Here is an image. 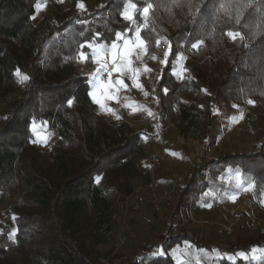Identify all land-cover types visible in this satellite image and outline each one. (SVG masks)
I'll return each mask as SVG.
<instances>
[{
    "label": "trees",
    "instance_id": "16d2710c",
    "mask_svg": "<svg viewBox=\"0 0 264 264\" xmlns=\"http://www.w3.org/2000/svg\"><path fill=\"white\" fill-rule=\"evenodd\" d=\"M89 1L69 0L35 23L45 0H0V96L9 100L21 90L0 123V195L11 201L16 229L10 238L12 229L0 222V264H105L100 259L109 257L101 248L113 237L115 207L135 187L151 135L124 117L106 118L90 95L98 69L91 76L82 68L81 53L93 66L88 45H120L117 33L131 35L143 24L146 4L153 6L140 32L147 55L157 39L172 44L156 82L161 119H172L184 136L201 124L209 137L217 104L229 110L249 100L264 105V0H93L88 7ZM125 10L133 21L124 19ZM227 32L239 36L233 41ZM200 39L203 45L192 49ZM184 54L186 72L176 59ZM21 67L27 68L24 87L16 73ZM260 119L264 123V113ZM43 123L56 133L48 171L26 156V149H35L31 128ZM258 138L251 151L226 152L195 166L166 226L182 207L215 201L237 173L264 191V133ZM165 233L161 244L140 246L133 261L120 264H201L178 262L171 252L178 241ZM198 254L209 264H264V241Z\"/></svg>",
    "mask_w": 264,
    "mask_h": 264
},
{
    "label": "rangeland",
    "instance_id": "374dc122",
    "mask_svg": "<svg viewBox=\"0 0 264 264\" xmlns=\"http://www.w3.org/2000/svg\"><path fill=\"white\" fill-rule=\"evenodd\" d=\"M95 4L93 0H90L88 7H94ZM68 5L69 0H45V3L38 7L33 21L36 23L44 17L51 18L52 7H67ZM135 32L136 30L131 35L124 36L128 43L125 44V40H122L123 47L117 52L122 64L127 63V67L124 69L128 77H130L132 69L140 70L137 74V83L142 85L143 89L136 87L126 90L122 86V97L130 107L135 106L138 101H157L158 117L153 118V107L148 104H145L141 116L126 117L122 108L115 105L117 91L110 85L112 90L107 92V100L101 102L100 108L110 122H116L124 117L134 123L136 127L148 131L151 137L157 130L158 125V127L165 130L166 140L164 144H152L151 137L147 140L149 145L148 158L139 167L136 185L133 190L123 194L115 207L113 237L108 244L101 248L103 252H109L110 255L108 258H101L100 261L105 264L129 263L135 259L136 253L141 250L140 246L148 248L147 246L153 243L161 244L166 237L165 235H168L165 233L167 230L178 241L171 252L180 263L190 260L201 264H209L207 260H204L205 258L200 257L199 250L215 253L222 244L240 247L248 243L264 241V191H260L254 183L242 182L236 175L226 179L229 189H223L221 190L223 191L222 194H220V191L216 194V206L213 205L215 201L210 202L206 207L204 205L197 207L195 202L192 205H186L176 214L172 223L166 226V217L172 213V207L176 205L175 199L178 198L181 187L187 181L189 172L195 166L215 160L226 152L251 151L255 148L259 140L258 137L261 133H264V123L260 119L264 113V105L251 100L254 103H248L245 106L233 105L232 110H229L221 104H217V111L213 115V129L210 134L213 138L204 136L205 128L201 124L190 135L184 136L179 132L176 123L172 119L160 118V99L156 92V82L165 65L161 61L164 60V54L169 51L168 44L165 45L161 41L159 46L156 45V50L152 55L144 54L142 49L133 47L132 41L135 40ZM126 52L128 53L127 57L125 56ZM134 53H140L139 57ZM152 57H155V59ZM184 58H186L185 54ZM102 61L100 62L102 63ZM129 61L130 63H128ZM101 63L96 62L93 66H89L82 59L80 66L93 76L98 69L97 64L101 65ZM145 69H150V71ZM26 70V67L17 70L20 74L17 76L23 87L27 81H23ZM117 74L120 80L123 81L121 75L118 72ZM94 79L98 81L96 77ZM20 96L21 90L16 91L9 100L0 96V123L7 119L9 107L18 101ZM129 99L131 100L130 103L128 102ZM149 112L151 115H149ZM31 129L33 137H35V149H26V156H30L39 169L48 171L52 168V165L48 162L46 156L56 138V133L46 123L41 126H33ZM156 153H162L157 178L162 181H169L174 190L173 200L163 203L161 212L158 213L153 210L151 202L160 200L161 193L144 194L142 192L150 178L148 160ZM178 177H183V181L176 183L175 180ZM248 184H252L254 187L251 190H244ZM132 193H140L146 202L127 201V197ZM233 196L235 197L234 200L232 199ZM129 202L138 205L132 207L128 204ZM10 203V200L0 195V222L9 225L13 233L16 229L13 216L9 211ZM204 207L205 209H201ZM124 222L128 225V230L125 228ZM256 252V250L253 251V257H256Z\"/></svg>",
    "mask_w": 264,
    "mask_h": 264
},
{
    "label": "built area",
    "instance_id": "2783aa9c",
    "mask_svg": "<svg viewBox=\"0 0 264 264\" xmlns=\"http://www.w3.org/2000/svg\"><path fill=\"white\" fill-rule=\"evenodd\" d=\"M103 61L108 62L109 64L112 61L111 54L106 52L103 56ZM101 83L104 85H110L113 86L117 91V101L115 102L116 106H119L122 108L124 114L128 118H134L141 116L144 111L145 104L152 105L153 107V118L156 119L157 116V109H158V103L155 100H151L149 102L147 101H138L134 107H130L126 104V102L123 100L122 94H123V87L119 84L120 77L117 74V71H112L111 76L109 77L107 73H105L102 77H100ZM166 140V132L165 130L161 129L157 125V130L154 132L153 136L151 137L150 141L154 144H164ZM164 154V153H163ZM161 159H162V153H156L153 157H151L148 160V173H149V180L147 184L145 185L143 189V193H161L160 200H154L151 202L152 208L155 212H161V206L163 203H167L168 201L173 200V186L169 181H162L157 178V170L159 169L161 165ZM183 177H178L175 182H182ZM222 194L223 191H220ZM127 201L130 200H137L138 202L145 203L144 197L140 193H132L130 194L127 199ZM217 205V202L213 203V205ZM125 223V222H124ZM125 228L128 230L129 227L125 223Z\"/></svg>",
    "mask_w": 264,
    "mask_h": 264
},
{
    "label": "snow or ice",
    "instance_id": "6c2138e0",
    "mask_svg": "<svg viewBox=\"0 0 264 264\" xmlns=\"http://www.w3.org/2000/svg\"><path fill=\"white\" fill-rule=\"evenodd\" d=\"M80 7L83 8V5L81 4ZM132 7L134 8L135 5H132ZM151 8H152V5L150 3L146 4V6H144L142 8L141 15L145 18L144 23L137 26L136 32H135V40L132 41L133 47L142 49L144 54H147L148 41H146L143 37H141L140 32L142 31L143 27H145L148 23V17H149V12H150ZM122 15H123L124 19H126V20H129V21L134 20V17L129 13L128 10H125V12L122 13ZM226 35L229 38H231L233 41H235L238 38L239 33L227 32ZM116 39L117 40H125V44L128 43V40L123 35H121L119 33H117ZM164 42L168 44L169 51L164 54V60L161 61V63L167 64L168 63V55L172 51V44H171V41H167L166 39H164ZM155 43L157 46H159V44L161 43V39H157L155 41ZM203 43H204L203 39H200V40H197V41L191 43L190 47L192 49L199 50V48L203 45ZM88 47L90 49H92V58H93L94 62H99L103 58L106 51H108L112 55V61L110 64L108 62L101 63V66H100V68H98V71H97L96 79H100V77H102L105 73H107L108 76L110 77L112 71L122 72L123 68L127 67V63L124 65H121V67H119V68L116 67L117 64L120 63V61H119V54L117 52L118 45L115 42H113L110 49H106L105 46H103V45L94 47L93 45L89 44ZM134 54L137 55L138 57L140 55V53H134ZM125 56L126 57L128 56L127 52L125 53ZM81 58L84 60L88 59V57L83 53H81ZM152 58L155 59V57H152ZM176 59H178V61L180 62V71L186 72L187 69L182 68V61H183L184 57L179 56V57H176ZM128 63H130V61ZM145 70L150 71V69H145ZM139 71H140L139 69H132L130 72V78L133 80V86L139 87L142 90L143 86L137 83V74L139 73ZM176 74L179 77L180 72L178 71ZM17 75H20L19 72H17ZM27 79H28L27 76L23 77V81H26ZM119 84L121 86H123L124 88H127V85H125L122 80L119 81ZM164 92L166 93L167 89H164ZM90 95H92V94L90 93ZM145 95H147V93H145ZM93 100L96 103H100V101L94 95H93ZM248 103H254V101L249 100ZM109 111H111V110L109 109ZM149 115H151L150 112H149ZM239 175L240 174L237 173V177H239ZM253 187H254V185L248 184V186L244 190H251ZM232 199L234 200L235 197L233 196ZM14 237H15V232L10 234V238H14ZM199 251H204V250H199ZM253 258L255 259V257H253Z\"/></svg>",
    "mask_w": 264,
    "mask_h": 264
},
{
    "label": "crops",
    "instance_id": "0c3cea01",
    "mask_svg": "<svg viewBox=\"0 0 264 264\" xmlns=\"http://www.w3.org/2000/svg\"><path fill=\"white\" fill-rule=\"evenodd\" d=\"M120 45L121 46H118L117 51L120 50L121 47H123L122 43ZM100 61H102V59ZM100 61L97 63H101ZM119 61H120V63L117 65L118 68L121 67V65H124V64H122L121 60H119ZM102 63H103V61H102ZM97 66H98V64H97ZM118 73L121 75V78L123 79V83L125 85H127V88H125L126 90L136 88L133 86V80L126 75L124 68H123L122 72H118ZM94 83H93V88H92L91 94H92V97L94 95L100 101V103H97V104H99L101 106L102 105L101 102L107 100V98H106L107 92L112 90V87H110L109 85L102 84L100 79H98V81H94ZM129 101L131 102L130 99L128 100V102ZM131 107H134V106H131ZM151 148H153V147H151ZM128 204L132 205V207H134V205H135V204L133 205L132 202H129ZM136 205H138V204H136Z\"/></svg>",
    "mask_w": 264,
    "mask_h": 264
}]
</instances>
